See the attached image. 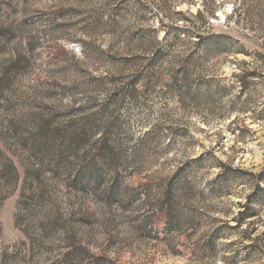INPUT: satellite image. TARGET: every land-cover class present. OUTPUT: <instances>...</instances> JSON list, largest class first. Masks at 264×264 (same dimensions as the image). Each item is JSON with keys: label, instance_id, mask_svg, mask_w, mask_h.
Returning <instances> with one entry per match:
<instances>
[{"label": "rangeland", "instance_id": "1", "mask_svg": "<svg viewBox=\"0 0 264 264\" xmlns=\"http://www.w3.org/2000/svg\"><path fill=\"white\" fill-rule=\"evenodd\" d=\"M0 264H264V0H0Z\"/></svg>", "mask_w": 264, "mask_h": 264}]
</instances>
